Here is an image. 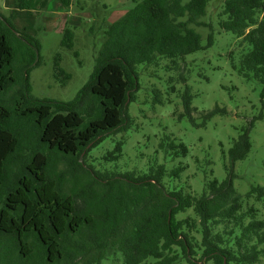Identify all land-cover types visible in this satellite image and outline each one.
Returning a JSON list of instances; mask_svg holds the SVG:
<instances>
[{"label": "trees", "instance_id": "16d2710c", "mask_svg": "<svg viewBox=\"0 0 264 264\" xmlns=\"http://www.w3.org/2000/svg\"><path fill=\"white\" fill-rule=\"evenodd\" d=\"M23 1L18 5L24 9ZM61 1L70 7L71 0ZM212 2L126 0L119 17L98 25L101 40L92 70L69 100L33 94L30 73L41 60L40 39L19 29L12 13L0 11V233L14 238L23 256L32 252L31 240L47 264L62 258L97 264L110 252L119 255V264H171L161 247L167 241L178 247L186 264H264V185L242 195L231 178L220 181L206 174L194 204L184 176L187 163L118 172L89 161V153L106 138L129 129L128 107L141 88L142 68L176 74L167 79L166 95L180 96L179 119L204 127L212 115L224 113L217 106L200 111L197 122L188 77L180 72L186 55L210 47L218 33L238 38L227 54L230 65L245 80L257 82L264 96V0H217L215 24L204 21ZM202 27H208L205 36ZM75 38L73 27H65L53 54L52 77L60 86L72 78L61 53L72 50L78 57ZM180 83L182 92L176 87ZM162 97L153 89V104H163ZM121 136L104 161L121 156ZM250 148L247 127L232 140L225 168L232 169ZM156 151L174 160L187 156L189 148L167 134ZM17 164L18 175L11 179ZM193 206L197 228L178 217Z\"/></svg>", "mask_w": 264, "mask_h": 264}, {"label": "rangeland", "instance_id": "374dc122", "mask_svg": "<svg viewBox=\"0 0 264 264\" xmlns=\"http://www.w3.org/2000/svg\"><path fill=\"white\" fill-rule=\"evenodd\" d=\"M18 1L0 0V11L12 13L19 29L40 39L41 60L30 73L33 94L37 97L71 99L92 70L93 57L101 40L98 25L119 17L127 7L126 0H71L70 7H65L61 0H24L23 4L27 7L24 9L19 7ZM219 10L220 4L213 0L204 21L215 24ZM90 26L94 27L92 33L89 32ZM65 27L74 29L76 42L73 50L78 57L72 50L61 53L62 65L72 78L66 85L60 86L52 77L51 65ZM199 31L205 36L208 27L199 28ZM237 42L238 38L229 32L218 33L210 47L186 55L180 65V72H185L188 77L187 84L193 95L191 106L197 110L192 113L193 118L200 122L198 112L209 111L216 106L225 109L224 113L212 115L204 127L193 126L187 117L179 119L176 110L183 111L180 96L176 92L166 95L167 79L176 74L167 72L163 67L142 68L141 88L128 107L129 129L106 138L94 148L89 153L92 165L118 172H145L156 163L172 168L182 161L188 165L184 176L188 177L194 204L202 195L206 174L207 178L214 176L220 181L231 178L235 190L242 195L253 185L263 186L264 96L261 97V87L257 82L245 80L232 69L227 54ZM176 87L180 92L184 90L183 83ZM156 88L163 92V104L152 103L153 89ZM247 127L250 151L229 170L225 165L229 161L228 150L232 140ZM122 134L125 142L121 156L104 161L103 156L113 149ZM167 134H172L188 146L187 156L172 160L163 151H156L158 140ZM19 169L18 164L15 165L11 179L16 178ZM2 205L1 197L0 207ZM256 206L260 207V204ZM178 217L188 218L197 228L199 218L195 206L179 213ZM28 243L32 252L23 256L14 238L0 233V264H47L41 247L31 240ZM161 247L170 257L171 264H186L178 247L167 241H163ZM120 259L119 255L110 252L97 264H119ZM55 264L71 263L62 258Z\"/></svg>", "mask_w": 264, "mask_h": 264}, {"label": "crops", "instance_id": "0c3cea01", "mask_svg": "<svg viewBox=\"0 0 264 264\" xmlns=\"http://www.w3.org/2000/svg\"><path fill=\"white\" fill-rule=\"evenodd\" d=\"M17 26V25H16Z\"/></svg>", "mask_w": 264, "mask_h": 264}]
</instances>
